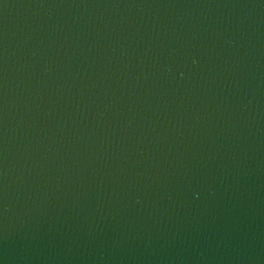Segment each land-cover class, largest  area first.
<instances>
[{"label":"water","instance_id":"obj_1","mask_svg":"<svg viewBox=\"0 0 264 264\" xmlns=\"http://www.w3.org/2000/svg\"><path fill=\"white\" fill-rule=\"evenodd\" d=\"M0 264H264V0H0Z\"/></svg>","mask_w":264,"mask_h":264}]
</instances>
